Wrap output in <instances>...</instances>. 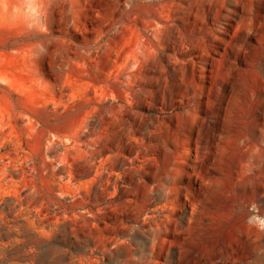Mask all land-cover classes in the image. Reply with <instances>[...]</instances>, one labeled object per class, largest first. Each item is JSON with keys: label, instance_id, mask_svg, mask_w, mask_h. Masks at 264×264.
I'll list each match as a JSON object with an SVG mask.
<instances>
[{"label": "rangeland", "instance_id": "obj_1", "mask_svg": "<svg viewBox=\"0 0 264 264\" xmlns=\"http://www.w3.org/2000/svg\"><path fill=\"white\" fill-rule=\"evenodd\" d=\"M12 7L0 264H264V0Z\"/></svg>", "mask_w": 264, "mask_h": 264}, {"label": "clouds", "instance_id": "obj_2", "mask_svg": "<svg viewBox=\"0 0 264 264\" xmlns=\"http://www.w3.org/2000/svg\"><path fill=\"white\" fill-rule=\"evenodd\" d=\"M10 0H0V11L7 12L9 8ZM19 4L23 7H12L11 11L14 16H22L26 26L31 28L36 24H39L42 30L43 24L40 23L42 11V0H19ZM253 207H257L253 205ZM255 213V212H254ZM248 223L257 227L260 231H264V216L254 214L249 217Z\"/></svg>", "mask_w": 264, "mask_h": 264}]
</instances>
